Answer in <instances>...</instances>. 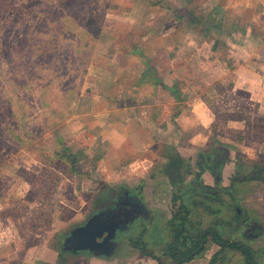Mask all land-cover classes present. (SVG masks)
Returning a JSON list of instances; mask_svg holds the SVG:
<instances>
[{"label": "rangeland", "instance_id": "obj_1", "mask_svg": "<svg viewBox=\"0 0 264 264\" xmlns=\"http://www.w3.org/2000/svg\"><path fill=\"white\" fill-rule=\"evenodd\" d=\"M115 68L128 110L101 103L97 125L92 78ZM261 78L264 0H0V264H92L64 243L120 190L153 218L119 235L117 263L145 249L185 264L172 248L211 229L189 261L247 264L217 234L264 264V240L242 234L243 222L264 229V181L250 179L264 175ZM205 184L233 197L216 202Z\"/></svg>", "mask_w": 264, "mask_h": 264}, {"label": "flooded vegetation", "instance_id": "obj_2", "mask_svg": "<svg viewBox=\"0 0 264 264\" xmlns=\"http://www.w3.org/2000/svg\"><path fill=\"white\" fill-rule=\"evenodd\" d=\"M222 153H224L227 156V151L226 150H222ZM225 159H226V157H225ZM216 160H218L217 164H219V162H223L224 161V159L223 160H219V158L216 159ZM216 167H218V165ZM201 168L204 171L203 173L205 175H207L208 173L211 175V172H212V174L214 172L213 171L214 169H212V168H209L208 170H206L205 168L203 169L202 166H201ZM263 171H264V169H263ZM255 177H257V176H255ZM260 178L262 179V181H264V175H261ZM257 179H259V178H257ZM257 179L253 178V180H257ZM201 180H202V177H201ZM204 186L208 187V189H206L207 192L205 194L214 195L216 193L215 186L212 187V185H207V184H205ZM224 195L225 196H223V197H227V196L233 197L232 192H229L228 190L225 191ZM214 197H216V202L222 203V201L220 199L223 198V197L221 195H217V196L214 195ZM112 199H113L112 202L109 203V204H106L107 208H105L104 210L100 211V214H104L105 216H107L108 219L111 222V225H113L115 227H118V229L116 231V234L112 238H109L110 240L107 238V236H108L107 233H105L103 235V237L99 238V241H98L99 243H104L106 241V243L103 244V246L99 247L96 250L97 252H100V251L102 252L99 255H96V252L95 251H91V250L80 251V252H77V253H74L72 251L73 254L78 255L80 253H88V254L92 255V257L100 258V259H103V260H105V259L109 260V259L115 257V254H116L117 249H118V243H119L118 238H119L120 234L125 233L126 229L129 228V226L131 227V226H133L134 224H136L138 222H140V223H142V222L144 223L145 221L149 222L153 218L151 212L147 211L145 209V207H143L142 202L137 200L139 198L132 197L130 195V193L128 191H126V190L118 191L116 193V195L114 197H112ZM242 224H243L242 225V229H243V231H242L243 233L242 234L245 237H248L249 240H256L264 232V229H262V228L260 229V227L258 226L257 223L247 224V223L243 222ZM228 225H229L228 229L231 230V231H234V230L238 231V229H239V226L235 222H230ZM209 231L213 232L211 229H206L205 233L204 234L202 233V236H201L202 237L201 238L202 242H201L200 248L205 247V240H206L207 234L208 235L212 234ZM257 231H259L258 234H253V232H257ZM213 239H214L215 243L220 246V249L222 251L224 250V248H227V246H230L231 248L235 249L236 252H237V249L234 248L233 246L234 245H238L239 247H241L242 251L244 252V254H243L240 251L241 254L245 256V259L248 260L250 262V264L251 263L253 264V262L251 261V256L248 257V255H247V253L248 254L251 253V255H253L252 254V248H250L248 245H246V246L240 245V243L238 241L225 242L224 240H222L221 236L217 235V234L213 235ZM111 244H116L114 253L106 254V252L109 250ZM244 249L246 251H244ZM188 257H185V258H188ZM213 257H216L217 263L219 262V263L222 264L224 262L223 261L224 259L220 260V258H223V257H220V253H217ZM183 259L184 258L180 259V262L183 261ZM154 260L156 261V264H159V262L161 261V260H159L156 257H155Z\"/></svg>", "mask_w": 264, "mask_h": 264}, {"label": "crops", "instance_id": "obj_3", "mask_svg": "<svg viewBox=\"0 0 264 264\" xmlns=\"http://www.w3.org/2000/svg\"><path fill=\"white\" fill-rule=\"evenodd\" d=\"M107 62V66L108 67H110V66H112L113 65V62L111 61V60H109L108 59V61H106ZM93 64V63H92ZM102 66H105V63H103V65ZM245 66H242V67H240L239 69H242V68H244ZM232 68H233V66H232ZM108 69V68H107ZM106 69V70H107ZM238 69V70H239ZM91 70H98V69H96V67L93 65V66H91ZM99 70H104L103 69V67L101 68V69H99ZM116 71H117V73H116ZM110 73H106L107 75V77H105V78H103V77H101V76H99L98 74H99V72H98V74H97V76L95 77H93L92 78V81H93V85H95V86H100L101 87V90H99L98 92H97V94L96 95H94V96H92V98H93V103H92V100H90V99H88V104H87V107L88 108H91V110H90V112H86V117H87V120H91L92 121V119L93 118H95L96 117V119L94 120L93 119V121L95 122V124H97L98 123V121H100L101 122V120L103 121V117H106L107 115H106V113L107 112H109V111H113V109H111V103H112V101H117V105L119 104V105H121V103H123L122 104V106L121 107H124L126 110H128V106L126 105V104H128L127 102H123V100H125V99H127V97H121V95L120 94H118V92H119V89H121V86L120 85H111L110 83H113V81H118V69L117 68H115V71H109ZM235 72V71H234ZM236 74H238L239 75V73L236 71ZM93 75V74H92ZM261 81H263L264 82V79L263 78H261ZM263 82H262V84H263ZM90 83H92V82H90ZM145 84V81L142 83V85L141 86H143ZM114 87V89L111 91V89H109L110 91H109V93H107L106 94V91H108L107 89H105V88H107V87ZM115 86L117 87V90H118V92L116 93V96L114 95V93L113 92H115L114 90H115ZM119 86H120V88H119ZM140 86V85H139ZM105 90V91H104ZM146 93V92H145ZM150 96L148 97V98H152V94H149ZM139 99L137 100V102H139L141 99H140V97H138ZM141 98H143V97H141ZM145 99V98H144ZM101 100V101H100ZM175 100L177 101V103H180L179 101H178V99H176L175 98ZM101 103H103V107H104V109H105V111H106V113L104 114V112L101 110V112L99 111V108H100V104ZM139 107H141V105H140V103H139V105L138 104H134V105H132L131 106V108H139ZM101 109V108H100ZM119 109H122V108H119L118 107V109H116L115 111H118ZM83 116H84V114H83ZM77 117H80L79 115L77 116ZM85 117V118H86ZM135 121V120H134ZM103 123V122H102ZM98 125V124H97ZM105 126V124L104 125H102V127H104ZM91 128H92V126H91ZM208 175V174H207ZM208 180V179H207ZM207 184H210L209 183V181H207ZM262 235V236H261ZM260 236H259V238H257L256 240H254V241H258L259 239H263L264 240V232L261 234ZM250 248H252V247H250ZM258 251L257 250H255L254 248H252V254H253V256L254 255H256V253H257ZM249 255V257L251 256L250 254H248ZM93 259H92V264H119V263H117V260H114L115 259V257L114 258H111V259H109V260H102V259H100V258H95V257H92ZM115 261V262H114ZM124 261H126V262H124V263H122V264H156V261L154 260V259H152L151 257H148L147 255H145V254H143V253H141V252H139L138 254H133V255H131V256H129L128 257V259H126V260H124ZM187 263H185V264H208V263H206V259H201V260H190L189 261V259H187ZM252 261V260H251ZM255 262H256V259H255ZM91 264V263H90Z\"/></svg>", "mask_w": 264, "mask_h": 264}, {"label": "water", "instance_id": "obj_4", "mask_svg": "<svg viewBox=\"0 0 264 264\" xmlns=\"http://www.w3.org/2000/svg\"><path fill=\"white\" fill-rule=\"evenodd\" d=\"M117 229L118 227L111 225L107 216L104 214L96 215L88 222L86 227L79 228L72 233L64 243V249L67 251H73L74 253L91 250L95 251L96 255H99L102 252H97L96 250L106 243V241L104 243H99V238L103 237L105 233L108 234V239L112 238L116 234ZM115 246L116 244H111L106 254L114 253ZM198 251L199 250H196L188 258H184L183 261L191 259ZM244 251L246 250L244 249Z\"/></svg>", "mask_w": 264, "mask_h": 264}, {"label": "trees", "instance_id": "obj_5", "mask_svg": "<svg viewBox=\"0 0 264 264\" xmlns=\"http://www.w3.org/2000/svg\"><path fill=\"white\" fill-rule=\"evenodd\" d=\"M161 33V32H160ZM162 34H164V32H162ZM178 99V101H180L181 99H179L178 97H176ZM224 154V153H223ZM225 160V157L223 158ZM217 161L216 159H214L212 161V164L210 165V168L214 169L217 165L219 166H224V163L222 162H219V164H217ZM179 163V161H178ZM261 176H257V177H254L255 179L256 178H260ZM251 179V178H250ZM253 180V178L251 179ZM203 189H208L207 186H204ZM210 189V188H209ZM184 199V195H177L174 199V203L176 204L177 202H180L181 203V206L180 208L184 209L183 210V213H182V222H181V225H180V230H181V234H184L186 233L185 229H186V223L189 222L188 221V218H189V209H187L188 207H186L185 205L182 204V200ZM177 238H181L180 236H178ZM182 239V249L180 248H172V255H173V259L175 260H180L182 258H185V257H188L190 254H192L194 251H196L197 249L200 248L201 246V242H200V239H201V235L200 236H197V237H192V236H186ZM234 248H236L237 250L241 251L243 254L244 252L242 251L241 247H239L238 245H234L233 246ZM143 254L147 255L148 257H152L153 259H155V256L154 254H152L151 252L143 249L142 250ZM251 255V253H250ZM251 260L253 262V264H256L255 262V258L253 255H251ZM217 262V259L216 257H213L212 261L210 262V264H216ZM246 263L247 264H250V262L248 260H246ZM252 264V263H251Z\"/></svg>", "mask_w": 264, "mask_h": 264}]
</instances>
